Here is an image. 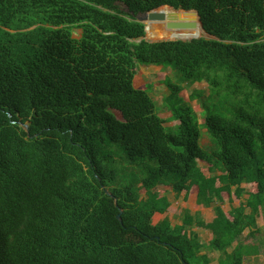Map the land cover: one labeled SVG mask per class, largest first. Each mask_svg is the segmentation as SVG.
Returning <instances> with one entry per match:
<instances>
[{
  "label": "trees",
  "instance_id": "16d2710c",
  "mask_svg": "<svg viewBox=\"0 0 264 264\" xmlns=\"http://www.w3.org/2000/svg\"><path fill=\"white\" fill-rule=\"evenodd\" d=\"M164 5L214 37L145 39L138 17ZM142 65L173 73L168 119ZM201 82L199 121L180 92ZM161 185L213 207L208 243L190 214L152 222ZM262 213L264 0H0V264H210L206 247L243 264Z\"/></svg>",
  "mask_w": 264,
  "mask_h": 264
},
{
  "label": "rangeland",
  "instance_id": "374dc122",
  "mask_svg": "<svg viewBox=\"0 0 264 264\" xmlns=\"http://www.w3.org/2000/svg\"><path fill=\"white\" fill-rule=\"evenodd\" d=\"M165 14H166V19L164 20V23L167 21L168 18L167 15H169V13H167L166 11ZM161 24L162 23L159 22V24L157 23L156 25H153L152 29H150L148 33L145 35V38L149 41L162 40V39L176 40V39H180L177 37H189L190 35H192V34H187L185 32L166 29L164 26L161 27ZM179 33H181V35ZM202 33H203L202 29H197L196 34H202ZM79 34H80V30L76 29L73 35L77 37L79 36ZM181 40H186V39L181 38ZM136 74H137L136 80L138 83H144L145 81H147L145 82L142 88H146V90L151 94L156 104L159 105V108L161 109L160 110L161 115L165 117L167 114H169L168 110L163 105V98L167 94H169V90L167 88L165 78L169 76V78L171 77L172 79L173 73L171 72V70L165 67L160 70V67L158 66H150L141 69L139 68ZM194 86L200 88L201 90H204L205 91L204 94L207 93L206 84L201 82L194 85L184 84V89L180 92V94L182 97H184L186 101H189V104L195 109V112L198 116V120L202 121V117L200 114L201 109L199 107L198 101L196 99L192 101L188 99V95L192 90L191 88ZM112 111L118 118H121V114L119 113V111L114 109H112ZM166 127L167 130L174 132L176 130V122L175 124L167 125ZM208 143L209 141L207 136L204 133H202L200 136V144L205 146ZM242 186H245V183H243ZM161 188L165 190L163 194L167 195L170 198L172 204L169 205L168 209L163 214L154 215L153 221L156 223L164 218H168L172 224L175 223L181 224L186 214H189V212H186V206L190 204L189 198L183 199L182 195H180L181 193H176V192L175 193L177 194V197H175L174 191L171 189L170 186L161 185ZM246 192L243 193V198L247 197ZM227 204L224 207L226 209H229L230 208L229 204L228 205ZM233 204L238 205L239 199L235 198ZM211 211L212 210L210 208L208 210L209 212L208 214L204 212L202 214L201 212L194 214L196 216V220H194L193 223L186 225L187 226L186 228L189 230L190 233L193 232V234L197 235L194 231H192V229L198 232L199 235H197V237L201 240H207L210 237L209 234L206 233L208 231H204L205 230L204 228L198 227L196 222L198 221V218H200V220L202 221L207 220L212 213ZM258 217H259L258 224L261 227L260 232L254 236H249L247 235V233H244L240 237V240L242 241L243 244L250 245L248 254L245 255L244 257L243 264H264V213L260 214ZM202 251L208 254L210 258V264L218 263V258L220 256L219 251H214L207 247L204 248Z\"/></svg>",
  "mask_w": 264,
  "mask_h": 264
},
{
  "label": "water",
  "instance_id": "95a60500",
  "mask_svg": "<svg viewBox=\"0 0 264 264\" xmlns=\"http://www.w3.org/2000/svg\"><path fill=\"white\" fill-rule=\"evenodd\" d=\"M163 7L170 8L173 11L169 13V15H167L168 17L167 21L164 24H162L161 27L164 26L166 29L169 30H183V32L189 33V31L200 25L203 33L199 35H192L189 39L186 40L199 38L202 36L206 38L214 37L208 34L203 28L197 10L174 9L173 7L167 5L160 6L150 11L144 12L142 15L138 17V20L145 24V35L148 33L150 29H152L153 25H156L157 23L159 24V22L161 23L166 19V14L162 10ZM180 13H183L186 16H191L192 18L189 19L186 18V16L183 18L181 17ZM23 126L26 130H28L27 124H24ZM117 218L120 219V214H117Z\"/></svg>",
  "mask_w": 264,
  "mask_h": 264
},
{
  "label": "crops",
  "instance_id": "0c3cea01",
  "mask_svg": "<svg viewBox=\"0 0 264 264\" xmlns=\"http://www.w3.org/2000/svg\"><path fill=\"white\" fill-rule=\"evenodd\" d=\"M150 66H157V65H142L141 67H140V69L141 68H145V67H150ZM158 67H160V70L163 68L162 66H158ZM136 78H137V74L135 75V78H134V84H135V86L136 87H140V88H142L143 86H144V84H145V82H147V81H145L144 83H138L137 82V80H136ZM148 81H150V80H148ZM197 84V83H196ZM169 112V111H168ZM160 116L161 117H163L162 115H161V113H160ZM171 116V113L169 112V114H167L165 117H163V118H166V119H168L169 117ZM173 124H175V121H172V122H170V121H167V122H165V126H167V125H173ZM201 164H203V163H201ZM219 173V172H218ZM245 187H247V185L245 184ZM180 195H182V198L183 199H187V198H189V200H190V204L188 205V206H186V212H189V214L190 215H192V216H194V218L196 217L194 214H196V213H199V212H201V214L204 212V213H206V214H208L209 212H208V210L211 208V215L209 216V218L207 219V220H205V222H210L211 220H212V218L214 217V210H213V207L212 206H204V205H202V204H198L197 203V193H196V190L194 189V190H191L190 191V193L188 194V195H186L184 192L182 193L181 192V194ZM167 196V195H166ZM174 196L175 197H177V194L174 192ZM167 198H168V200H169V202H170V204H172V202H171V200H170V198L167 196ZM240 201V200H239ZM233 203H234V201H233ZM227 203H225L224 205H223V208H224V210H228V209H226L224 206L226 205ZM228 205V204H227ZM233 205H235V204H233ZM236 206V205H235ZM156 214H161V213H158V212H156V213H154L153 214V217H154V215H156ZM163 214V213H162ZM153 217H152V222L153 223H155L154 221H153ZM258 218L259 217H257V225H258V229H259V232H260V226H259V224H258ZM200 219V218H199ZM157 223V222H156ZM199 227V226H198ZM201 228H203V227H201ZM205 230L204 231H208V232H206L207 234H209V237L210 238H208L207 240H201V239H199L201 242H203V243H208L209 242V240L211 239V237H212V233L209 231V229H206V228H204ZM192 231H194L197 235H199V233L198 232H196L194 229H192ZM258 232V233H259ZM244 233H247L248 234V229H246L245 231H244ZM257 233V234H258ZM206 241V242H205ZM204 252V251H203ZM207 256H208V254H207ZM209 257V256H208Z\"/></svg>",
  "mask_w": 264,
  "mask_h": 264
},
{
  "label": "bare ground",
  "instance_id": "6f19581e",
  "mask_svg": "<svg viewBox=\"0 0 264 264\" xmlns=\"http://www.w3.org/2000/svg\"><path fill=\"white\" fill-rule=\"evenodd\" d=\"M180 15H181V17H183V18L186 16V15H184L183 13H180ZM186 18L191 19L192 17H191V16H186ZM162 24H164V23H162ZM162 24H161V25H162ZM198 35H199V34H198Z\"/></svg>",
  "mask_w": 264,
  "mask_h": 264
}]
</instances>
